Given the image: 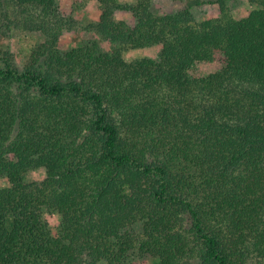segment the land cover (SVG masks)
Segmentation results:
<instances>
[{
  "label": "trees",
  "instance_id": "obj_1",
  "mask_svg": "<svg viewBox=\"0 0 264 264\" xmlns=\"http://www.w3.org/2000/svg\"><path fill=\"white\" fill-rule=\"evenodd\" d=\"M96 1L110 51L61 49L56 0H0V36L43 35L0 54V264H264V0Z\"/></svg>",
  "mask_w": 264,
  "mask_h": 264
},
{
  "label": "rangeland",
  "instance_id": "obj_2",
  "mask_svg": "<svg viewBox=\"0 0 264 264\" xmlns=\"http://www.w3.org/2000/svg\"><path fill=\"white\" fill-rule=\"evenodd\" d=\"M120 2H132L133 0H118ZM206 4L195 9L197 18L209 17L218 13L217 5L211 3L212 0H205ZM59 11L66 15L71 21L72 27L65 31L59 40V47L61 49H69L74 46H79L85 40H94L103 51H110L115 47V44L109 40L104 39L94 28L97 19L98 3L96 0H56ZM225 5L228 12L235 18H240L246 15L248 10L255 7L256 3L251 0H225ZM153 8L156 12H167L174 8L166 0H155ZM115 18H123L126 15L116 11ZM43 35L38 31L23 32L13 30L8 36H0V54L3 51L11 52L17 63H23L28 57L31 49L41 42ZM159 47L151 46L137 50H125L123 52L126 59L131 60L139 57H155ZM1 64V62H0ZM218 62L207 64H199L197 74H206L215 70ZM44 170L31 169L28 170L24 177L27 181L40 180L44 177ZM4 180L0 177V186L3 185ZM43 215L49 223L52 233H57L59 230L60 215L55 210L44 209ZM98 264H104L99 262ZM124 264H157V259H148L146 261L128 260Z\"/></svg>",
  "mask_w": 264,
  "mask_h": 264
}]
</instances>
